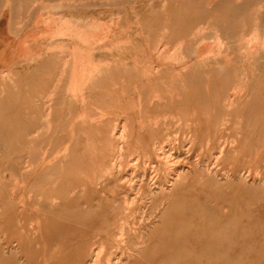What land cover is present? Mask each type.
Returning a JSON list of instances; mask_svg holds the SVG:
<instances>
[{"label": "rangeland", "instance_id": "374dc122", "mask_svg": "<svg viewBox=\"0 0 264 264\" xmlns=\"http://www.w3.org/2000/svg\"><path fill=\"white\" fill-rule=\"evenodd\" d=\"M57 1L56 6L49 7L51 11H55L54 14L57 17L55 21L58 24L59 33L56 35L66 36L72 33L71 27L73 26L75 29L76 23H79V20L76 21L73 16L80 17L81 14H84L85 22L87 20L89 23H86L84 30L85 35L88 33L91 35H88L89 37L86 35L88 41H91L89 43V66L91 67H89V79L84 78V86L88 85L89 81L91 82L87 86V90L85 89L88 91V93H84L86 96L81 92L77 94L75 92L76 97L69 94L70 92L68 93L72 96V111L74 112L72 116H74H67L68 119H72L71 123L67 124L66 134H73L72 139L58 137L63 132L52 128L47 116L37 117L38 92L33 91V87H29L32 85L30 83H27V88L30 89H26L24 92L11 90V97L14 100H11L9 108L0 106V264H56L57 262V264H89V255H91L92 249L97 246L96 244H100L103 238L107 240L104 242L105 245H108L106 251L108 253L112 251L117 262L122 261L119 264H130L132 259L135 264H264V0H249V8L243 11L241 5H238L241 4V0ZM234 2L237 5L233 4ZM96 18L98 21L92 24V20H97ZM90 27L92 30L87 29ZM78 31V36L75 31L76 34L72 35L81 40V30ZM92 31L95 32L92 34ZM101 31L103 32L101 33ZM104 34L107 35L104 36ZM93 41L96 42L95 45ZM179 41L182 42V46ZM98 42H100V46H98ZM171 44H175V46L173 45V47ZM176 45H178L177 52L174 51ZM179 47L181 48L179 49ZM152 48L155 53H152ZM178 50H181L182 53H179ZM167 51H169L168 54ZM163 52L167 54H165L167 57L163 56ZM207 54L212 57L207 56L210 60H206V63L209 61L206 64L203 61L207 57L203 56ZM168 55L170 56L168 57ZM223 58L228 65L221 61ZM193 60L197 61L193 62ZM144 61L147 67L143 65ZM212 62H214V66L210 65ZM217 62H220L219 65L222 63L220 67ZM99 64L100 67L97 68ZM189 64H191L190 67ZM208 64L209 66L206 67ZM171 67L174 69L173 72ZM183 67L187 68H185L186 72ZM151 68H154V73L151 72ZM193 68L194 70L199 69L194 72ZM114 69H116L115 73ZM138 70L139 73H136ZM189 70L193 72L191 73ZM90 71L94 73L91 74ZM110 75L116 76L113 79ZM159 75L164 77H159ZM169 75L175 80L169 78ZM145 77L147 78L145 79ZM11 78V87H19V84H13L14 79L12 76ZM138 81L140 82L138 83ZM94 82L96 84L92 85ZM175 83L177 84L175 85ZM107 84L114 86L108 85L109 87H107ZM124 84H127L124 87L128 92L123 87ZM145 87H148L149 90ZM183 88L186 92L182 90ZM235 88L243 89L245 92L243 91L244 94L240 98H235L233 104L230 97L233 99L232 89L236 90ZM159 92L163 95L161 96ZM152 94L154 102L151 100ZM39 95L41 97V92L38 93ZM107 95L108 97H106ZM96 97L97 99H95ZM79 98H83L84 102L86 100V103ZM14 101L16 105H14ZM236 102L238 103L236 104ZM220 105L222 106L220 107ZM195 108L196 112H194ZM234 108L236 110H233ZM43 117L45 121L42 120ZM200 117L202 120L199 119ZM81 118L83 120H80ZM85 118H88L87 121ZM162 118L166 120V123ZM93 119L100 121L96 123V120ZM126 119L130 122L129 127L124 131ZM37 120L38 123L40 122L39 125L41 123L47 125H45L46 127L43 125L45 129L47 128V132L42 128V125L41 128L44 129V135L47 136L51 133L48 135L49 137L37 138L40 129L38 126V130H36ZM88 120L93 122H88ZM150 120L152 123L156 120L159 123H154L150 125L152 127H149L151 123L147 122H151ZM80 121L83 126L87 125L83 127L85 130ZM187 121L188 123H186ZM160 123L162 126H159ZM89 124H92L93 127L92 125L88 126ZM194 124H196L195 127ZM70 125L73 126V131H71ZM64 126L65 124H63V129H65ZM122 127L123 129H121ZM193 128L201 129V131H196ZM86 129L89 131L88 133ZM100 129L104 133L103 135L100 133ZM150 129L152 130L150 131ZM114 130L116 131L115 135L119 134L118 138L112 136ZM53 131L55 132L53 133ZM120 132H127L128 135L123 133L124 136ZM99 134L102 135V139L104 136V140L99 137ZM126 135L129 136L126 143L129 145L128 148L125 147ZM136 136L139 138L137 137V139ZM77 137L79 138L77 139ZM221 137L223 138L221 139ZM58 138L60 142H58ZM113 138L117 140L116 144ZM43 139L44 141H42ZM47 139L48 141H46ZM220 140L222 143L219 142ZM166 141H170L175 151L182 155L178 158L181 161L179 164L190 165L187 167L190 169L187 178H184L176 188L170 189L171 194L170 190H168L169 193H152V191H158L156 188L158 183L174 175L175 168L172 167L177 165L173 164L176 161L172 163L173 166L169 165V168H172V170L169 169L170 172L168 171L169 175L166 171L168 167L153 166L156 157L155 150ZM104 142L106 143L104 144ZM148 142L151 146L148 145ZM118 143L121 146L124 144L122 148L125 152H122L121 147H117ZM158 143L160 144L158 145ZM194 143L196 144L194 145ZM63 144H65L64 147ZM220 144L225 146L223 155L220 159L215 160L212 153L217 151ZM212 147L214 148L211 149ZM131 148L132 151L129 152ZM117 149L118 152H116ZM136 150L138 151L136 152ZM135 152L137 154H134ZM151 153L154 154V157ZM183 159L186 160L183 162ZM42 163L43 165H41ZM120 163H122V168L118 166L121 165ZM96 165L98 169H96ZM148 166L152 167L149 168L150 172L146 170ZM112 167L117 169L114 170ZM99 169L102 170L99 171ZM99 172L101 173L99 174ZM157 174H159V179ZM118 179H121L123 185ZM126 179L130 181H125ZM123 180L130 183L125 187L124 184L127 183H124ZM118 182L123 187H119ZM97 183L99 184L97 185ZM82 188L83 190H80ZM92 189L94 190L91 191ZM54 197L59 203H56L55 199L53 200ZM53 201L55 203H51ZM43 204L47 207H44ZM100 216L103 217L99 220ZM46 222L49 224L46 225ZM37 230L39 232H36ZM64 234L65 236H63ZM92 234L96 235L92 236ZM99 234L102 238L98 236ZM92 237L93 240L97 239L94 240L96 243L93 242ZM56 242L57 245L59 243L58 246L55 245ZM117 245L119 246L117 247ZM62 247L63 249L69 247L66 248L67 253L64 252L66 249L62 250ZM115 247H121V250L117 249L116 251ZM113 248L114 250H112ZM122 250H125L124 254ZM85 254H88L89 258ZM121 255L127 256L128 261ZM106 256H104L105 261ZM133 263L131 262V264Z\"/></svg>", "mask_w": 264, "mask_h": 264}, {"label": "crops", "instance_id": "0c3cea01", "mask_svg": "<svg viewBox=\"0 0 264 264\" xmlns=\"http://www.w3.org/2000/svg\"><path fill=\"white\" fill-rule=\"evenodd\" d=\"M57 4H58L57 0L55 1L54 0H43V1L42 0H0V106L9 108L11 105V100H14V98L11 97V90L24 92L26 91V89H30L27 88V83H30L32 85L29 87H33V91H37L38 93L41 92V97L40 95L38 96L37 93V105H39L38 109L40 111V112L37 111V117L43 116L44 114L47 115L49 113L48 121L52 123L51 124L52 128L65 133L67 132L66 131L67 124L68 122H70V118L68 119L67 116L69 115L72 117L73 114L72 112H70L72 111L70 109H73V102H72L73 100H71L72 98L70 99L71 95H69L68 92L73 91L74 89L78 90L79 88L77 84L84 85V78H87V76L89 75L88 60L90 58L89 56L90 47L88 45L89 42L88 37H86L84 31L86 27V25L84 26V24L87 23V22L84 23L85 21L84 14H81V16L80 17L78 16V18L76 16H73L76 20H79L78 24L80 25L82 24L84 27L82 25L77 26L78 24H76V29H74V27L71 28L72 33L74 31L75 32L77 31L76 32L77 36H78V30H80V28L81 31L82 30L84 31V33L81 32V34L83 33L81 35V40L75 38L72 35V33H71L72 36L70 34H69L70 36L56 35L57 33H59V30L57 29L58 24H56L55 21L57 17L54 14L55 11H51L50 8H52V5L56 6ZM233 4H236V2H234ZM238 5H241L240 7L242 8L241 9L242 11L247 10L249 8V0H241V4L239 3ZM32 18L34 19L32 20ZM80 19H82L83 21L81 20L80 22ZM52 30H54L53 33ZM54 34L55 36H53ZM84 41L87 42L85 43ZM98 44H99L98 46L101 45L100 42H98ZM63 52L65 54H63ZM58 55L61 58L63 57V60L60 58L57 61L56 58L58 57ZM67 56L69 57L71 56L72 60ZM84 57H86L85 60ZM81 58H83V60H81ZM49 59L53 61H50ZM64 61H66L67 63L65 62L63 66L62 62ZM101 61H103V59H101ZM46 62H49L50 65L49 63L47 64ZM51 63H53V65H51ZM55 63H58L59 66ZM83 63L87 64V68H85V70L84 67L86 66V64H84V67L82 65L81 68V64ZM43 64H45L46 66ZM66 64L67 65L69 64L68 67ZM61 65L64 68H62ZM71 65H72V69H71ZM65 68L66 70H64ZM58 75L61 77H59ZM10 76H12L14 79L13 84L14 83H16L17 85L19 84L20 88L18 86L11 87ZM74 77L76 80L74 79ZM25 80H31V81H25ZM72 84H74V86ZM61 85H63L64 88ZM57 87L59 88L58 89L59 91H57ZM60 87L62 88L60 89ZM47 90H49V92L51 90L52 91L51 93L53 94L49 95V92ZM60 97L64 99L62 100L60 99ZM46 98L48 99L44 101V99ZM50 99H52V101ZM57 99L58 100L60 99V101L57 102ZM50 103H52L53 105ZM47 104L49 107L47 106L46 108ZM14 105H16L15 101H14ZM52 106L54 108L53 109L54 113L52 112L54 115L48 112L51 110L50 108ZM42 110L43 112H41ZM66 110H70V111L66 112ZM54 123L57 124L55 125ZM63 124H65L64 126L66 127L65 129H63ZM71 126L72 125H70V129L71 131H73L72 130L73 126L72 127ZM37 128H38V123H37ZM62 135L64 137H62ZM62 135L59 136L62 138H71V139L74 137L73 134H69V136L68 134H62Z\"/></svg>", "mask_w": 264, "mask_h": 264}, {"label": "bare ground", "instance_id": "6f19581e", "mask_svg": "<svg viewBox=\"0 0 264 264\" xmlns=\"http://www.w3.org/2000/svg\"><path fill=\"white\" fill-rule=\"evenodd\" d=\"M42 1H43V0H42ZM162 3H163V2H162ZM44 6H45V5H44ZM165 6H166V5H165ZM41 7H42V6H41ZM45 7H46V6H45ZM121 11H122V10H121ZM113 13H115V12H113ZM69 14H70V13H69ZM69 14H67V15H69ZM107 14H108V13H107ZM107 14H106V15H107ZM111 14H112V13H111ZM121 14H122V13H121ZM100 15H101V14H100ZM34 16H35V15H34ZM36 16H37V15H36ZM72 16H73V15H72ZM72 16H69V17H72ZM114 16H115V14H114ZM101 17H102V15H101ZM108 17H109V16H108ZM110 17H111V16H110ZM35 18H36V17H35ZM77 18H78V17H77ZM81 18H82V17H81ZM33 19H34V18H32V20H33ZM70 19L72 20V18H70ZM70 19H69V20H70ZM86 19H87V17H86ZM89 19H90V18H89ZM96 19H97V18H96ZM32 20H31V21H32ZM73 20H74V19H73ZM81 20H82V19H80V21H81ZM76 21H77V20H76ZM82 21H83V20H82ZM92 21H93V22H92V24H93L95 21H98V19H97V20L94 19V20H92ZM62 22H63V21H62ZM74 22H75V21H74ZM86 22L88 23L87 20H86ZM89 22H90V21H89ZM69 23H70V22H69ZM77 23H78V22H77ZM77 23H76V24H77ZM84 23H85V21H84ZM84 23H83V24H84ZM90 23H91V22H90ZM96 23H97V22H96ZM96 23L94 24L95 27H96ZM88 24H89V23H88ZM88 24H87V25H88ZM73 25H74V23H73ZM81 25H82V24H81ZM81 25L78 24L77 26H81ZM85 25H86V24H84V26H85ZM99 25H101V24H99ZM99 25H97V26L99 27ZM119 25H120V24H119ZM82 26H83V25H82ZM84 26H83V27H84ZM90 26H91V25H90ZM102 26H103V25H102ZM120 26H121V25H120ZM72 27H73V26H72ZM72 27H71V28H72ZM88 27H89V25H88ZM91 27H93V26H91ZM91 27H90V28H87V29L90 30ZM104 27L106 28V26H104ZM101 28L104 29L103 27H101ZM101 28H100V29H101ZM66 29H67V28H66ZM75 29H76V27H75ZM94 29H95V28H94ZM94 29H93V30H94ZM114 29H115V28H114ZM80 30H81V28H80ZM91 30H92V29H91ZM98 30H99V29H98ZM104 30H105V29H104ZM53 31H54V30H52V33H53ZM66 31H67V30H66ZM84 31H85V30H84ZM84 31L82 30L81 32L84 33ZM86 31H87V30H86ZM107 31H108V30H107ZM57 32H58V31H57ZM61 32H62V31H61ZM76 32H77V31H76ZM78 32H79V31H78ZM93 32H95V31H92V34H93ZM97 32H98V31H97ZM97 32H96V33H97ZM102 32H103V31H101V33H102ZM114 32H115V30H114ZM63 33H64V32H63ZM63 33H62V34H63ZM73 33H74V32H73ZM73 33H72V34H73ZM83 33H82V34H83ZM87 33H88V32H87ZM106 33H107V32H106ZM55 34H56V33H55ZM55 34H54L53 36H55ZM70 34H71V33H70ZM74 34H76V33H74ZM82 34H81V35H82ZM99 34H100V33H99ZM76 35H77V34H76ZM76 35H75V36H76ZM86 35L88 36V35H90V34L88 33V34H86ZM95 35H96V34H95ZM105 35H107V34H104V36H105ZM53 36H52V37H53ZM57 36H58V35H57ZM69 36H70V35H69ZM83 36H84V35H83ZM90 36H91V35H90ZM97 36H98V35H97ZM101 36H103V35H101ZM116 36H117V35L115 34V37H116ZM52 37H51V38H52ZM88 37H89V36H88ZM93 37H94V36H93ZM59 38H60V37H59ZM64 38H65V37H64ZM66 38H67V37H66ZM72 38H73V37H72ZM75 38H76V37H75ZM99 38H100V36H99ZM111 38H112V37H111ZM92 39H93V38H92ZM92 39H91V40H92ZM97 39H98V38H97ZM201 39H202V38H201ZM45 40H46V39H45ZM45 40H44V41H45ZM55 40H56V39H55ZM75 40H76V39H75ZM99 40H100V39H99ZM202 40H204V39H202ZM44 41H43V42H44ZM47 41H48V40H47ZM52 41H53V40H52ZM52 41H51V42H52ZM77 41H78V39H77ZM101 41H103V40H101ZM125 41H126V40H125ZM138 41H139V40H138ZM54 42H55V41H54ZM84 42L86 43L87 41H84ZM90 42H91V41H90ZM90 42H88V45H89ZM179 42H180V45L182 46V44H181L182 42H181V41H179ZM49 43H50V42H49ZM93 43H94V45H95L96 42L93 41ZM175 43H177V42H175ZM81 44H82V42H81ZM131 44H132V43H131ZM166 44H167V43H166ZM168 44H170V43H168ZM51 45H52V44H51ZM124 45H125V42H124ZM147 45H148V44H147ZM171 45H172V44H171ZM173 45L175 46V44H173ZM173 45H172V46H173ZM164 46H165V45H164ZM174 46H173V47H174ZM177 46H178V45H176L175 50H174V48H172V50L176 51ZM89 47H90V45H89ZM119 47H120V46H119ZM152 47L154 48V46H152ZM218 47H219V46H218ZM127 48H128V47H127ZM153 48H152V50H153L152 53L154 52V49H153ZM180 48H181V47H179V49H180ZM116 49H117V47H116ZM148 49H149V48H148ZM162 49H163V48H162ZM168 49H169V47H168ZM182 49H183V48H182ZM219 49H220V48H219ZM142 50H143V49H142ZM128 51H129V50H128ZM130 51H131V50H130ZM164 51H165V50H164ZM178 51H180L179 53H182L181 50H178ZM116 52H117V50H116ZM116 52H114V53H116ZM165 52H166V51H165ZM168 52H169V51H167V54H168ZM176 52H177V51H176ZM57 53H58V52H57ZM60 53H62V52H60ZM154 53H155V52H154ZM163 53H164V52H163ZM163 53H160V54L163 55ZM179 53H178V55H179ZM193 53H195V52H193ZM55 54H56V52H55ZM63 54H65V53L63 52ZM127 54H128V53H127ZM150 54H151V51H150ZM165 54H166V53H164L163 56L167 57V56H166L167 54H166V55H165ZM60 55H62V54H60ZM131 55H133L132 52H131ZM203 55H204V54H203ZM208 55H209V54H207L206 56H203V57H207ZM53 56H54V54H53ZM83 56H84V55H83ZM159 56H160V55H159ZM159 56H158V58H160ZM169 56H170V55H168V57H169ZM181 56H182V55H181ZM209 56H211V55H209ZM222 56H224V55H222ZM225 56H226V55H225ZM58 57H59V55H58ZM58 57H57V58L55 57L57 61H58V59L61 58V57H59V58H58ZM65 57H66V56H65ZM67 57H69V56H67ZM106 57H107V56H106ZM106 57H105V58H106ZM151 57H153V56L151 55ZM186 57H187V56H186ZM196 57H197V56H196ZM211 57H212V56H211ZM217 57H219V56H217ZM229 57H230V56H229ZM51 58H52V56H51ZM55 58H54V59H55ZM69 58L71 59L72 57L70 56ZM85 58H86V57H84V60H85ZM105 58H104V59H105ZM120 58H121V57H120ZM140 58H141V57H140ZM143 58H144V57H143ZM143 58H141V59H143ZM148 58L151 59L150 57H148ZM154 58H155V57H154ZM171 58H172V57H171ZM178 58H179V56H178ZM180 58H181V57H180ZM183 58H184V57H183ZM188 58H189V57H188ZM194 58H195V57H194ZM208 58H209V57H207V59H204V58H203V59H204L203 62L206 63V60H210V59H208ZM213 58H214V57H213ZM213 58H211V59H213ZM230 58H231V57H230ZM61 59L63 60V57H62ZM123 59H124V58H123ZM144 59H145V58H144ZM168 59H169V58H168ZM195 59H196V58H195ZM214 59H215V58H214ZM216 59H217V58H216ZM216 59H215V60H216ZM49 60H50V59H49ZM71 60H72V59H71ZM81 60H83V58H81ZM107 60H108V59H107ZM115 60H116V59H115ZM115 60H114V61H115ZM189 60H190V59H189ZM215 60H211V61H215ZM224 60H225L224 58H223V60L221 59L222 62H224ZM44 61H45V60H44ZM50 61H53V60H50ZM66 61H67V60H66ZM66 61L62 62L63 64H62V63H61V64L64 66V63H65ZM88 61H89V60H88ZM88 61H87V62H88ZM125 61H126V60H125ZM133 61H134V60H133ZM149 61H152V60H149ZM196 61H197V60H196ZM196 61L193 60V62H196ZM211 61H210V62H211ZM216 61H219V60L217 59ZM60 62H61V61H60ZM70 62H71V61H70ZM78 62H79V61H78ZM82 62H83V61H82ZM87 62H86V63H87ZM89 62H90V61H89ZM89 62H88V64H89ZM91 62H92V60H91ZM117 62H118V61H117ZM122 62H123V61H122ZM126 62H128V61H126ZM134 62H135V61H134ZM147 62H148V61H147ZM164 62H165V61H164ZM189 62H190V61H189ZM193 62H191V64H193ZM208 62H209V61H207V63H208ZM41 63H42V62H41ZM43 63H44V62H43ZM46 63L48 64L49 62H46ZM46 63H45V64H46ZM66 63H67V62H66ZM68 63H69V62H68ZM86 63L81 64V68H82V65H83V67H84V64H86ZM108 63H109V62H108ZM137 63H138V60H137ZM150 63H151V62H150ZM207 63H206V64H207ZM212 63H213V64H212ZM212 63H211V64L209 63V64H210L211 66H212V65L214 66V62H212ZM218 63H220V62H217V64H218ZM224 63H225V65H226V64L228 65V63H226V61H225ZM45 64H43V65H45ZM55 64H57V65L59 66L58 63H55ZM70 64H71V63H70ZM106 64H107V63H106ZM110 64H111V63H110ZM121 64L125 65L124 63H121ZM191 64H189V67H190ZM209 64L206 65V67L209 66ZM221 64H222V63H221ZM221 64H220V65H221ZM49 65H50V63H49ZM51 65H53V63H51ZM62 65H61V67H62ZM66 65H67V64H66ZM68 65H69V64H68ZM68 65H67V67H68ZM90 65H92V64H90ZM102 65H103V64H102ZM135 65H136V64H135ZM143 65H146L145 61H144V64H143ZM143 65H142V66H143ZM148 65H149V63H148ZM150 65H151V64H150ZM218 65H219V64H218ZM220 65H219L218 67H220ZM45 66H46V65H45ZM97 66H98V65H97ZM109 66H110V65H109ZM126 66H128V65H126ZM129 66H130V65H129ZM136 66H137V65H136ZM153 66L155 67V65H153ZM196 66L198 67L199 65H196ZM196 66H195V68H196ZM41 67H42V66H41ZM61 67H60V68H61ZM67 67H66V68H67ZM89 67H91V66H88V68H89ZM92 67H93V65H92ZM94 67H95V65H94ZM99 67H100V64H99V66H98L97 68H99ZM101 67H102V66H101ZM116 67H117V66H116ZM118 67H119V66H118ZM133 67H134V66H133ZM146 67H147V65H146ZM150 67H151V66H150ZM150 67H149V68H150ZM216 67H217V66H216ZM62 68H64V67H62ZM66 68H65L64 70H66ZM85 68H87V64H86V66L84 67V70H85ZM95 68H96V67H95ZM97 68H96V70H98ZM102 68H103V67H102ZM128 68H130V67H128ZM142 68L144 69L145 67H142ZM142 68H141V69H142ZM149 68H148V69H149ZM171 68H172V67H171ZM178 68H179V67H178ZM185 68H186V67H185ZM185 68L183 67V69H184L185 72H186V69H187V68H186V69H185ZM209 68H210V67H209ZM212 68H213V67H212ZM212 68H211V69H212ZM67 69H68V68H67ZM71 69H72V65H71ZM122 69H123V67H122ZM153 69H154V68H153ZM153 69L151 68V72H153ZM156 69H157V67H156ZM181 69H182V68H181ZM181 69H179V70H181ZM189 69H190V68H189ZM198 69H199V68H198ZM198 69H195V70L198 71ZM211 69H210V70H211ZM61 70H62V69H61ZM79 70H80V69H79ZM115 70H116V69H114V73H115ZM135 70H136V68H135ZM157 70H158V69H157ZM170 70H171V69H170ZM170 70H169V71H170ZM173 70H174V69L172 68L171 71L173 72ZM179 70H178V71H179ZM191 70H192V69H191ZM193 70H194V68H193ZM195 70H194V72H195ZM71 71H72V70H71ZM91 71H93V70H91ZM91 71H90V72H91ZM104 71H105V73H106V70H105V69H104ZM111 71H112V70H111ZM131 71H132V70H131ZM146 71H147V70H146ZM146 71H145V72H146ZM154 71H155V70H154ZM161 71H163V70L161 69ZM165 71H166V70H165ZM167 71H168V70H167ZM187 71H188V70H187ZM212 71H213V70H212ZM212 71H211V74H212ZM216 71H217V70H216ZM59 72H60V71H59ZM61 72H62V71H61ZM82 72H83V69H82ZM86 72H87V71H86ZM97 72H98V71H97ZM99 72H100V70H99ZM112 72H113V71H112ZM119 72L121 73V71H119ZM142 72H143V70H142ZM148 72L150 73V71H148ZM176 72H177V71H176ZM176 72H175V73H176ZM189 72L192 73L193 71H190V70H189ZM92 73H94V72H91V74H92ZM95 73H96V72H95ZM108 73H109V72H108ZM133 73H134V75H135V72H133ZM136 73H139V70H138V72L136 71ZM149 73H148V74H149ZM153 73H154V72H153ZM157 73H158V72H157ZM164 73H165V72H164ZM167 73H168V72H167ZM178 73H179V72H178ZM180 73H181V71H180ZM183 73H184V72H183ZM187 73H188V72H187ZM216 73H217V72H216ZM72 74H73V72H72ZM91 74H90V75H91ZM110 74H111V73H110ZM116 74H117V73H116ZM131 74H132V73H131ZM144 74H146V73H144ZM150 74H151V73H150ZM159 74H160V70H159ZM161 74H162V73H161ZM161 74H160V75H161ZM181 74H182V73H181ZM138 75H139V74H138ZM152 75H154V74H152ZM160 75H159V77H162V76H163V75H162V76H160ZM170 75H172V74H170ZM170 75H169V78H171V79H174V77L176 76V75H175V76L172 75V76H174V77H172V76H170ZM51 76H52V75H51ZM58 76H59V75H58ZM58 76H57V77H58ZM88 76H89V75H88ZM88 76H87V78L89 79ZM93 76H94V75H93ZM93 76H92V78H93ZM107 76H108V75H107ZM110 76H112V75H110ZM114 76H116V75H113V76H112L113 79H114ZM125 76H126V75H125ZM129 76H130V75H129ZM145 76H147V75H145ZM155 76H157V75L155 74ZM166 76H168V75H166ZM179 76H180V75H179ZM187 76H189V75H187ZM195 76H196V75H195ZM195 76H194V77H195ZM10 77H11V76H10ZM59 77H61V76H59ZM64 77H65V76H64ZM70 77H72V76H70ZM102 77H103V76H102ZM141 77H142V75H141ZM143 77H144V76H143ZM148 77H150V76H148ZM157 77H158V76H157ZM163 77H164V76H163ZM176 77H177V76H176ZM176 77H175V78H176ZM189 77H190V76H189ZM55 78H56V77H55ZM94 78H95V76H94ZM96 78H97V76H96ZM138 78H139V76H138ZM146 78H147V77H145V79H146ZM165 78H166V77H165ZM182 78H183V77L181 76V79H182ZM11 79H12V78H11ZM56 79H57V78H56ZM63 79H64V78H63ZM74 79H75V77H74ZM100 79L102 80L103 78H100ZM143 79H144V78H143ZM161 79H163V78H161ZM161 79H159V80H161ZM187 79H189V78H187ZM66 80H67V77H66ZM69 80H70V78H69ZM71 80H72V78H71ZM75 80H76V79H75ZM90 80H91V79H90ZM95 80H97L98 82L100 81V80H98V79H95ZM95 80H94V81H95ZM106 80H107V78H106ZM108 80H110V79H108ZM111 80H112V79H111ZM133 80H134V79H133ZM148 80H149V78H148ZM154 80H156L155 77H154ZM174 80H175V79H174ZM185 80H186V79H185ZM103 81H104V80H103ZM103 81H101V82H103ZM120 81H121V80H120ZM124 81H126V80H124ZM143 81H144V80H143ZM164 81H165V80H164ZM11 82H12V81H11ZM61 82H62V80H61ZM90 82H91V81L88 82V85H89ZM130 82H132V81H130ZM139 82H140V81H138V83H139ZM162 82H163V81H162ZM166 82H167V81H166ZM166 82H165V83H166ZM185 82H186V81H185ZM48 83H50V82H48ZM55 83H56V82H55ZM59 83H60V82H59ZM114 83H115V81H114ZM121 83H123V82H121ZM125 83H126V82H125ZM128 83H129V82H128ZM128 83H127V84H128ZM134 83H135V82H134ZM154 83H155V82H154ZM167 83H168V82H167ZM182 83H183V82H182ZM186 83H187V82H186ZM93 84H96V83L94 82V83H92V85H93ZM111 84H112V83H111ZM111 84H107V87H109L108 85H110V87H111V86H114V85H111ZM127 84H124L123 87L126 86ZM131 84H133V82H132ZM131 84H130V85H131ZM141 84H143V83L141 82ZM171 84H172V83H171ZM176 84H177V83H175V85H176ZM54 85H55V84H54ZM72 85L74 86V84H72ZM85 85H86V84H85ZM88 85L84 86V85H82V84H77V86H78V88H79L78 90L74 89L73 91H70V93H69L68 91H67V92H68L69 94H73V95H75V97H76V94H77L78 92H81L82 94H84L85 92L88 93V91H85V88H87ZM97 85H99V84L97 83ZM100 85H103V84L100 83ZM115 85H116V84H115ZM130 85H129V86H130ZM180 85H181V83H180ZM180 85H179V86H180ZM188 85H189V84H188ZM61 86H63V85H61ZM105 86H106V85H105ZM146 86H150V85H146ZM173 86H174V84H173ZM181 86L183 87V85H181ZM181 86H180V87H181ZM189 86H190V85H189ZM54 87H55V86H54ZM54 87H53V88H54ZM119 87H120V86H119ZM184 87H185V86H184ZM46 88H47V87H46ZM61 88H62V87H60V89H61ZM63 88H64V86H63ZM67 88H68V86H67ZM116 88H117V87H116ZM124 88H125V87H124ZM142 88H143V87H142ZM145 88H146V87H145ZM145 88H144V90H145ZM58 89H59V88L57 87V91H59ZM91 89H92V87H91ZM96 89H97V88H96ZM134 89H135V88H134ZM136 89H137V88H136ZM146 89L149 90L148 87H147ZM178 89H179V88H178ZM235 89H236V90L232 89V90H233V93L230 92V93H232V96H233V99L230 97V99H231V103H233V104H234V100H235V98H240V97L244 94V92H245L243 89H239V88H235ZM249 89H250V88H249ZM52 90H53V89H52ZM67 90H69V89H67ZM86 90H87V89H86ZM93 90H94V89H93ZM93 90H92V91H93ZM98 90H99V89H98ZM100 90H101V88H100ZM104 90H108V89H104ZM109 90H110V89H109ZM115 90H116V89H115ZM118 90H119V89H118ZM125 90H126V88H125ZM137 90H138V89H137ZM155 90H156V89H155ZM179 90H180V89H179ZM182 90L185 91L184 88H183ZM188 90H189V88H188ZM45 91H46V90H45ZM47 91L49 92V90H47ZM61 91H62V90H61ZM94 91H96V90H94ZM112 91H113V89H112ZM119 91H120V90H119ZM119 91H118V92H119ZM243 91H244V92H243ZM51 92H52V91L50 90L49 95H50V94H53V93H51ZM75 92H76V94H75ZM102 92H103V90H102ZM110 92H111V91H110ZM115 92H116V91H115ZM126 92H128V91L126 90ZM136 92H137V91H136ZM185 92H186V91H185ZM54 93H55V92H54ZM56 93H58V92H56ZM96 93H97V92H96ZM104 93H105V92H104ZM104 93H103V94H104ZM113 93H114V91H113ZM113 93H109V94H113ZM159 93H160V92H159ZM181 93H182V92H181ZM47 94H48V93H47ZM63 94H64V93H63ZM98 94H99V93H98ZM120 94H121V92H120ZM134 94H135V93H134ZM153 94H154V93H153ZM153 94H152V95H153ZM157 94H158V93H157ZM160 94H161V96L163 95L162 93H160ZM225 94H226V93H225ZM43 95H44V94H43ZM49 95H48V96H49ZM84 95L86 96V94H84ZM145 95H146V94H145ZM154 95H155V94H154ZM154 95H153V98H151L152 101L154 100ZM177 95H178V93H177ZM183 95H184V94H183ZM247 95H248V94H247ZM51 96H52V95H51ZM53 96H54V95H53ZM57 96H58V95H57ZM95 96H97V95H95ZM111 96H112V95H111ZM113 96H114V95H113ZM119 96H121V95H119ZM124 96H126V95H124ZM130 96H131V95H130ZM130 96H129V97H130ZM156 96H157V95H156ZM158 96H159V95H158ZM161 96H160V97H161ZM179 96H181V95L179 94ZM192 96H193V95H192ZM194 96H195V95H194ZM194 96H193V97H194ZM230 96H231V94H230ZM46 97H47V96H46ZM58 97H59V96H58ZM64 97H65V96H64ZM71 97H72V96H71ZM71 97H70V99H71ZM78 97H79V96H78ZM80 97H82L81 94H80ZM106 97H108V95H107ZM164 97H165V96H164ZM167 97H168V96H167ZM177 97H178V96H177ZM183 97H184V96H183ZM248 97H249V95H248ZM48 98H49V97H48ZM48 98L44 99V101L47 100ZM102 98H103V97H102ZM102 98H101V99H102ZM116 98H119V97H116ZM121 98H123V97H121ZM145 98H146V96H145ZM145 98H144V99H145ZM191 98H192V97H191ZM223 98H224V97H223ZM223 98H222V99H223ZM60 99H62V98L60 97ZM60 99H59V100H60ZM63 99H64V98H63ZM63 99H62V100H63ZM68 99H69V98H68ZM74 99H75V98H74ZM79 99H82V101H83V98H79ZM85 99H86V98H85ZM95 99H97V97H96ZM155 99H156V97H155ZM159 99H160V98H159ZM167 99H169V98H167ZM180 99H181V97H180ZM185 99H186V98H185ZM230 99L228 98V100H230ZM50 100L52 101V99H50ZM59 100L57 99V102H58ZM71 100H72V99H71ZM71 100H70V101H71ZM76 100H77V98H76ZM123 100H124V99H123ZM161 100H162V98H161ZM163 100H164V99H163ZM228 100H227V102H228ZM236 100H237V99H236ZM31 101H32V100H31ZM42 101H43V100H42ZM42 101H39V102H42ZM48 101H49V100H48ZM48 101H47V103H48ZM53 101H55V100H53ZM77 101H79V100H77ZM98 101H99V100H98ZM127 101H128V100H127ZM181 101H183V100H181ZM232 101H233V102H232ZM65 102H66V101H65ZM83 102H84V101H83ZM102 102H103V99H102ZM128 102L131 103V101H128ZM148 102H149V101H148ZM148 102H147V107H148V105H149ZM153 102H154V101H153ZM185 102H186V101H185ZM191 102H192V101H191ZM220 102H221V101H220ZM227 102H226V103H227ZM44 103H46V102H44ZM55 103H56V102H55ZM84 103H86V100H85ZM106 103H107V102H106ZM121 103H122V102H121ZM121 103H120V104H121ZM135 103H136V102H135ZM150 103H151V101H150ZM194 103H195V102H194ZM223 103H224V102H223ZM237 103H238V102H236V104H237ZM249 103H250V102H249ZM249 103H248V105H250ZM38 104H39V103H38ZM50 104H52V103H50ZM67 104H68V103H67ZM102 104H103V103H102ZM123 104H124V103H123ZM132 104H134V103H132ZM145 104H146V103H145ZM152 104H154V103H152ZM186 104H187V103H186ZM220 104H222V103H220ZM241 104H243L242 101H241ZM251 104H252V102H251ZM52 105H53V104H52ZM63 105H66V104H63ZM84 105H85V104H84ZM93 105H94V104H93ZM98 105H99V104H98ZM136 105H137V104H136ZM150 105H151V104H150ZM225 105H226V104H225ZM231 105H232V104H231ZM239 105H240V104H239ZM248 105H247V106H248ZM38 106H39V105H37V108H38ZM40 106H41V105H40ZM47 106H48V104L46 105V108H47ZM54 106H55V105H54ZM58 106H59V105H58ZM70 106H71V105H70ZM134 106H135V105H134ZM134 106H133V107L131 106V107L134 108ZM184 106H185V105H184ZM189 106H190V105H189ZM218 106H219V105H218ZM221 106H222V105H220V107H221ZM250 106H251V105H250ZM252 106H253V105H252ZM42 107H43V105H42ZM42 107H41V108H42ZM44 107H45V105H44ZM48 107H49V106H48ZM60 107H61V106H60ZM60 107H59V108H60ZM88 107H89V106H88ZM124 107H125V106H124ZM126 107H127V106H126ZM135 107H136V106H135ZM137 107H138V106H137ZM194 107H195V106H194ZM194 107H192V108H194ZM225 107H226V106H225ZM97 108H99V107H97ZM127 108H129V107H127ZM127 108H125V109H127ZM251 108L253 109V107H251ZM50 109H51V110L48 111V112H50V114H53V113H54V111H53V109H54L53 106H52ZM68 109H70V108H68ZM74 109H75V108H74ZM86 109H87V108H86ZM88 109H89V108H88ZM129 109H130V108H129ZM136 109H137V108H136ZM70 110H72V109H70ZM70 110H66V112H67V111H70ZM122 110H123V109H122ZM137 110H138V109H137ZM140 110H141V112H142V109H140ZM148 110H149V109H148ZM193 110H194V109H193ZM233 110H236V108H234ZM237 110H239V109H237ZM37 111H39V109H38ZM46 111H47V110H46ZM59 111H60V110H59ZM59 111H58V112H59ZM75 111H76V110H75ZM88 111H89V110H88ZM92 111H93V110H92ZM104 111H105V110H104ZM106 111H107V110H106ZM110 111H111V110H110ZM125 111H126V110H125ZM125 111H124V112H125ZM231 111H232V110H231ZM39 112H40V111H39ZM39 112H38V113H39ZM41 112H43V110H42ZM52 112H53V113H52ZM58 112H55V113H58ZM66 112H65V113H66ZM70 112L74 113L73 111H70ZM79 112H80V111H79ZM79 112H78V113H79ZM83 112H84V111H83ZM86 112H87V111H86ZM136 112H137V111H136ZM146 112H147V111H146ZM194 112H196V108H195V111H194ZM23 113H24V112H23ZM23 113H22V114H23ZM72 113H71V114H72ZM76 113H77V112H76ZM88 113H89V112H88ZM249 113H250V112H249ZM43 114H44V113H43ZM48 114H49V113H48ZM48 114H47V115L44 114V115H46V116L49 118ZM59 114H60V113H59ZM113 114H114V112H113ZM127 114L130 115L129 112H127ZM131 114H132V113H131ZM134 114H135V113H134ZM159 114H160V113H159ZM194 114H195V113H194ZM196 114H197V113H196ZM245 114H246V111H245ZM44 115H43V116H44ZM53 115H54V114H53ZM53 115H52V117H53ZM76 115H77V114H76ZM76 115H75V116H76ZM82 115H83V114H82ZM82 115H80V116H82ZM141 115H143V113H141ZM160 115H161V114H160ZM220 115H221V114H220ZM46 116H45V117H46ZM73 116H74V115H73ZM73 116H72V117H73ZM90 116H91V115H90ZM90 116H89V117H90ZM122 116H123V115H122ZM125 116H126V115H125ZM134 116H135V115H134ZM144 116H145V115H144ZM144 116H143V117H144ZM194 116H195V115H194ZM215 116H216V115H215ZM50 117H51V116H50ZM59 117H60V116H59ZM76 117H77V116H76ZM85 117H86V115H85ZM91 117H92V116H91ZM130 117H131V116H130ZM132 117H133V116H132ZM135 117H137V116H135ZM158 117H160V116H158ZM158 117H156V118H158ZM161 117H163V116H161ZM161 117H160V118H161ZM201 117H202V116H201ZM201 117H200L199 119H201ZM217 117H219V116H217ZM217 117H215V118H217ZM39 118H40V117H39ZM57 118H58V116H57ZM121 118H122V117H121ZM184 118H185V117H184ZM230 118H231V117H230ZM43 119H44V120H43ZM46 119H47V118H46ZM50 119H51V118H50ZM61 119H62V118H61ZM71 119H72V118H70V120H71ZM73 119H74V118H73ZM75 119H76V118H75ZM75 119H74V120H75ZM85 119H86L85 121H87L88 118H85ZM128 119H129V117H128ZM128 119H126V122L124 121V122H125V125H124V123H123V125H124V129H123V127L121 128V129H123L124 131L127 130V129H126L127 127H129V122H130V121H129ZM141 119H142V118H141ZM164 119H165V118H164ZM166 119H167V118H166ZM195 119H196V118H195ZM195 119H194V120H195ZM223 119H224V118H223ZM228 119H229V118H228ZM231 119H232V118H231ZM42 120L45 121V118L43 117ZM42 120L39 119L40 122H41ZM48 120H49V119H48ZM54 120H55V119H54ZM80 120H83V118H81ZM93 120H94V119H93ZM95 120H96V119H95ZM95 120H94V121H95ZM124 120H125V119H124ZM154 120H155V119H154ZM157 120H160V119H157ZM157 120H156V121H157ZM162 120H163V118H162ZM162 120H160V121H162ZM201 120H202V119H201ZM252 120H253V119H252ZM43 121H42V122H43ZM68 121H69V120H68ZM89 121H91V120H88V122H89ZM98 121H100V120H98ZM98 121L96 120V123H97ZM142 121H143V120H142ZM150 121H151V122H147V121H146L148 124L151 123V124H149V127H152V126H150V125H152V124H154V123H156V124L159 123V122H156V121H153L154 123H152V120H150ZM163 121L166 123V120H163ZM182 121H185V120H182ZM188 121H189V120H188ZM188 121H187L186 123H188ZM192 121H193V119H192ZM198 121H199V120H198ZM204 121H205V119H204ZM204 121H202V122H204ZM210 121H211V120H210ZM218 121H219V120H218ZM258 121H260V120H258ZM40 122H39V123H40ZM53 122H54V121H53ZM56 122H57V121H56ZM80 122H81V125H82V121H80ZM92 122H93V121H91V123H92ZM134 122H136V121H134ZM195 122L198 123L197 121H195ZM229 122H230V121H229ZM240 122H243V121H240ZM247 122H248V121H247ZM260 122H261V121H260ZM13 123H14V122H13ZM37 123H38V122H37ZM39 123H38V126H41V125L43 126V125H44V124H43L44 122L41 123V125H39ZM49 123L52 124L51 122H49ZM69 123H70V122H69ZM72 123H73V121H72ZM75 123H76V121H75ZM85 123H86V122H85ZM85 123H84V125H85ZM121 123H122V122H121ZM147 123H146V124H147ZM161 123H162V122H161ZM161 123L159 124V126L161 125ZM180 123H181V122H180ZM182 123H183V122H182ZM200 123H201V122H200ZM248 123H249V122H248ZM54 124H55V123H54ZM56 124H57V123H56ZM56 124H55V125H56ZM76 124H78V123H76ZM86 124H87V123H86ZM93 124H95V123H93ZM101 124H102V123H101ZM143 124H144V123H143ZM148 124H147V125H148ZM156 124H155V126H158V125H156ZM189 124H190V122H189ZM201 124H202V123H201ZM208 124H209V122H208ZM212 124H213V123H212ZM222 124H223V122H222ZM45 125H46V124H45ZM45 125H44V126H45ZM91 125H92V124H89L88 126H91ZM195 125H196V124H194V127H195ZM197 125H200V124H197ZM203 125H204V124H203ZM203 125H202V126H203ZM210 125H211V124H210ZM245 125H246V124H245ZM42 126H41V127H42ZM44 126H43L42 128L45 129V127H46L47 125H46L45 127H44ZM85 126H87V125H85ZM85 126L82 125V128L85 127ZM153 126H154V125H153ZM161 126H162V125H161ZM247 126H248V125H247ZM247 126H246V127H247ZM250 126H251V125H250ZM49 127H50V126H49ZM51 127H52V125H51ZM51 127H50V128H51ZM71 127H72V126H71ZM80 127H81V126H80ZM92 127H93V125H92ZM92 127H91V128H92ZM116 127H118V126L116 125ZM116 127H115V129H116ZM137 127H138V126H137ZM200 127H201V126H200ZM210 127H211V126H210ZM42 128L39 129V135L37 136V138H38V137L41 138V137L46 136V135L43 134V133H44V132H43L44 129H42ZM50 128H49V129H50ZM65 128H66V127H65ZM101 128H103V127H101ZM141 128H142V127H141ZM144 128H148V127H144ZM153 128H155V127H153ZM156 128H157V127H156ZM156 128H155V129H156ZM196 128H198V127H196ZM196 128H193V129H196ZM255 128H256V127H255ZM46 129H47V128H46ZM46 129H45V130H46ZM66 129H67V128H66ZM76 129H77V128H76ZM78 129H79V128H78ZM78 129H77V130H78ZM83 129H84V128H83ZM98 129H99V128H98ZM103 129H104V128H103ZM139 129H140V128H139ZM158 129H159V127H158ZM162 129H163V128H162ZM204 129H205V128H204ZM204 129H203V130H204ZM244 129H245V128H244ZM36 130H38V128H37ZM36 130H35V131H36ZM67 130H68V129H67ZM67 130H66V131H67ZM80 130H81V129H80ZM84 130H85V129H84ZM89 130H90V129H89ZM92 130H93V129H92ZM134 130H136V129H134ZM146 130H147V129H146ZM151 130H152V129H150V131H151ZM190 130H191V129H190ZM197 130H200V131H201V129H196V131H197ZM47 131H48V130H46V132H47ZM57 131H58V130H57ZM86 131H87V129H86ZM90 131H91V130H90ZM96 131H97V130H96ZM99 131H100V133H102L101 129H100ZM117 131H120V130H117ZM129 131H130V130H129ZM147 131H148V130H147ZM150 131H149V132H150ZM159 131H160V130H159ZM192 131H193V130H192ZM192 131H191V132H192ZM258 131H259V130H258ZM37 132H38V131H37ZM46 132H45V134H46ZM54 132H55V131H53V133H54ZM88 132H89V131H87V133H88ZM93 132H94V130H93ZM115 132H116V131L114 130V135H112V136H113V137L116 136L115 138H118V135H119V134H118V135H115ZM154 132H155V131H154ZM194 132H195V130H194ZM256 132H257V131H256ZM76 133H77V132H76ZM78 133H79V132H78ZM82 133H83V131H82ZM82 133H80V135H82ZM120 133H122V132H120ZM123 133H124V134H127V132H126V133L123 132ZM123 133H122V134H123ZM128 133H129V132H128ZM135 133H136V132H135ZM158 133H159V132H158ZM164 133H165V132H164ZM196 133H198V132H196ZM196 133H194V134H196ZM37 134H38V133H37ZM49 134H51V133H49ZM49 134H48V135H49ZM59 134H60V133H59ZM63 134H64V132H63ZM65 134H66V132H65ZM85 134H86V133H85ZM85 134H84V135H85ZM103 134H104V133H102V135H103ZM122 134H121V135H122ZM124 134H123V135H124ZM189 134H190V133H189ZM192 134H193V133H192ZM194 134H193V135H194ZM48 135H47V136H48ZM99 135H100V134H99ZM99 135H98V136H99ZM102 135L99 136L101 139H102ZM127 135H128V134H127ZM127 135H126V138H125L126 141H125V140H124V141H125V147L128 148L129 145H128V144L126 145V143L128 142L127 137H129V136H127ZM158 135H159V134H158ZM165 135H166V134H165ZM165 135H163V136H165ZM201 135H202V134H201ZM214 135H215V134H214ZM47 136H46V137H47ZM53 136H54V135H53ZM55 136H56V133H55ZM55 136H54V137H55ZM58 136H59V135H58ZM68 136H69V134H68ZM124 136H125V135H124ZM139 136H140V135H139ZM151 136H152V135H151ZM156 136H157V135H156ZM159 136H161V135H159ZM191 136H192V135H191ZM48 137H49V136H48ZM56 137H57V136H56ZM59 137H60V136H59ZM62 137H64V136L62 135ZM120 137H122V136H120ZM137 137H138V136H136V138H137ZM189 137H190V136H189ZM192 137H193V136H192ZM208 137H209V136H208ZM213 137H214V136H213ZM52 138H53V137H52ZM78 138H79V137H77V139H78ZM115 138H113V139L115 140V144H116V141H117V140H116ZM123 138H124V137H123ZM123 138H122V139H123ZM138 138H139V137H138ZM138 138H137V139H138ZM141 138L144 139L143 137H141ZM147 138H148V136H147ZM165 138H166V136H165ZM195 138H196V137H195ZM210 138H211V135H210ZM222 138H223V137H221V139H222ZM45 139H46V138H45ZM53 139H54V138H53ZM61 139H62V138H61ZM74 139H75V138H74ZM74 139H73V140H74ZM170 139H171V138H170ZM170 139H168V140H170ZM212 139H213V138H212ZM217 139H218V138H217ZM58 140H59L58 142H60V139H59V138H58ZM75 140H76V139H75ZM102 140H104V136H103V139H102ZM132 140H133V139H132ZM148 140H150V139H148ZM164 140H165V139H164ZM168 140H167V141H168ZM193 140H194V138H193ZM210 140H211V139H210ZM210 140H209V141H210ZM213 140H214V139H213ZM233 140H234V139H233ZM42 141H44V139H43ZM46 141H48V139H47ZM118 141H119V140H118ZM146 141H147V140H146ZM151 141H152V138H151ZM167 141H166L165 143L161 144V145H159L160 143H158L159 146H158V148L155 150L156 157H155V160H154V164H153V163H152V164H153V166H155V167H156V166H157V167H166V168L168 167V170H166L167 172L169 171V169L172 170V168H173V169L175 168L176 173H174L175 171L173 170V171H174V172H173L174 175H172L170 178H168L167 180H165V181H163V182H160V183H158V180L156 179V180H157V183H158L156 188H157L158 191H154V192L152 191V193H165V192H168V190H170V189L176 188V186H177V185H178V184H179L184 178H187V174H188L189 169H190V167L187 168V167L190 166V165L186 166V164H179V162H181V161H179L178 158H180L179 156H180L181 154H180V153L178 154V153L175 151L174 147L171 146V144H170V141H171V140H170L169 142H167ZM196 141H197V140H196ZM100 142H102V141H100ZM120 142H121V141H120ZM129 142H131L130 139H129ZM192 142H193V141H192ZM194 142H195V140H194ZM217 142H218V141H217ZM219 142L222 143V140H220ZM39 143H40V142H39ZM39 143H38V144H39ZM46 143H47V142H46ZM73 143H74V142H73ZM105 143H106V142H104V144H105ZM135 143H136V140H135ZM141 143H143V142L141 141ZM146 143H147V142H146ZM223 143H224V142H223ZM42 144H45V143H42ZM52 144H53V142H52ZM55 144H56V142H55ZM102 144H103V143H102ZM102 144H101V145H102ZM104 144H103V145H104ZM118 144H119V143H118ZM139 144H140V143H139ZM155 144H156V143H155ZM174 144H175V143H174ZM195 144H196V143H194V145H195ZM209 144H210V143H209ZM56 145H57V144H56ZM60 145H61V144H60ZM136 145H137V144H136ZM148 145H150V142H148ZM156 145H157V144H156ZM156 145H155V147H156ZM172 145H173V144H172ZM42 146H43V145H42ZM64 146H65V144H63V147H64ZM105 146H106V145H105ZM130 146H131V145H130ZM150 146H151V145H150ZM210 146H211V145H210ZM220 146H221V144H220ZM220 146H219V148L217 149V151H214V152L212 153V155H213V159H215V160L220 159V158L222 157V155H223V151H224V147H225V146H224V144H222L221 147H220ZM55 147H57V146H55ZM61 147H62V145H61ZM61 147H60V148H61ZM102 147H103V146H102ZM117 147H118V148H120V147L122 148V147H124V144H123V146H121V145L119 144V146H117ZM133 147H134V146H133ZM142 147H143V146H142ZM145 147H146V146H145ZM155 147L153 146V148H155ZM48 148H49V147H48ZM134 148H135V147H134ZM138 148H139V147H138ZM143 148H144V147H143ZM213 148H214V147H212L211 149H213ZM38 149H39V148H38ZM38 149H37V150H38ZM52 149H53V148H52ZM61 149H62V148H61ZM103 149H104V148H102V150H103ZM114 149H115V146H114ZM122 149H123V148H122ZM135 149H136V148H135ZM145 149H146V148H145ZM148 149H151V148H148ZM173 149H174V150H173ZM47 150H48V149H47ZM59 150H60V149H59ZM126 150H127V149H126ZM139 150H140V149H139ZM143 150H144V149H143ZM178 150H180V149H178ZM209 150H210V149H209ZM103 151L106 152V150H103ZM123 151H124V149L122 150V152H123ZM128 151H129V150H128ZM131 151H132V148H131V150H130L129 152H131ZM137 151H138V150H136V152H137ZM141 151H142V148H141ZM145 151H146V150H145ZM148 151H151V150H148ZM38 152H39V150H38ZM116 152H118V149L116 150ZM124 152H125V151H124ZM136 152H135L134 154H137ZM66 153H67V152H66ZM110 153H111V152H110ZM119 153H120V152H119ZM152 153H153V152H152ZM152 153H151V154H152ZM111 154H112V153H111ZM123 154H124V153H123ZM123 154H120V155L122 156ZM139 154H140V151H139ZM148 154H149V152H148ZM98 155H99V154H98ZM118 155H119V154H118ZM127 155H128V154H127ZM152 155H153V157H154V154H152ZM192 155H193V154H192ZM124 156H125V155H124ZM129 156H130V155H129ZM148 156H149V155H148ZM181 156H182V155H181ZM56 157H57V156H56ZM116 157H117V156H116ZM119 157H120V156H119ZM121 158H122V157H121ZM130 158H133V157H130ZM186 158H187V157H186ZM63 159H64V158H63ZM63 159H62V160H63ZM114 159H116V158L114 157ZM114 159H112V160H114ZM122 159H123V158H122ZM122 159H120V160H122ZM134 159H135V158H134ZM181 159H182V158H181ZM187 159H188V158H187ZM118 160H119V159H118ZM150 160H151V158L149 159V161H150ZM152 160H153V158H152ZM177 160H178V161H177ZM184 160H186V159H183V162H184ZM188 160H189V159H188ZM204 160H205V159H204ZM44 161H46V160H44ZM64 161H65V160H64ZM64 161H63V162H64ZM131 161H132V159H131ZM137 161H138V160H137ZM174 161H176V162H178V163H176V162L173 163ZM210 161H211V160H210ZM49 162H50V161H49ZM49 162H48V163H49ZM112 162H113V161H112ZM121 162H123V161H121ZM151 162H152V161H151ZM183 162H182V163H183ZM211 162H212V161H211ZM43 163H46V162H43ZM43 163H42L41 165H43ZM125 163H127V162L125 161ZM135 163H136V162H135ZM135 163H134V164H135ZM147 163H148V162H147ZM172 163H173V164H177V165H176V166H175V165L173 166ZM192 163H193V162H192ZM112 164H113V163H111V165H112ZM115 164H116V163H115ZM120 164H121V165H118V166H121V168H122V163H120ZM123 164H124V163H123ZM131 164H133V163H131ZM152 164H151V165H152ZM178 164H179V165H178ZM57 165H58V164H57ZM61 165H62V164H61ZM113 165H114V164H113ZM146 165H148V164H146ZM169 165H172L173 167H172V168H169ZM207 165H208V164H207ZM44 166H46V165H44ZM44 166H41V167L43 168ZM58 166H59V165H58ZM116 166H117V165H116ZM116 166H115V167H116ZM135 166H136V165H135ZM192 166H193V165H192ZM54 167H55V166H54ZM96 167H97L96 169H98V166H97V165H96ZM144 167H145V166H144ZM146 167H147V166H146ZM150 167H151V166H148V168H147V169L145 168V169L148 171ZM207 167H208V166H207ZM39 168H40V167H39ZM42 168H40V169H42ZM112 168H113V167H112ZM123 168H124V167H123ZM128 168H129V167H128ZM131 168H132V167H131ZM151 168H152V167H151ZM113 169L116 170L117 168H116V169L113 168ZM133 169H134V168H133ZM145 169H144V170H145ZM191 169H192V168H191ZM101 170H102V169H99V171H101ZM103 170H104V169H103ZM114 170H113V171H114ZM127 170H129V169H127ZM130 170H131V169H130ZM146 170H145V171H146ZM152 170H153V169H152ZM157 170H158V169H157ZM210 170H211V169H210ZM109 171H110V170H109ZM113 171H112V172H113ZM145 171H144V172H145ZM159 171H160V170H159ZM214 171H215V170H214ZM149 172H150V170H149ZM169 172H170V171H169ZM169 172H168V175L170 174ZM100 173H101V172H99V174H100ZM108 173L110 174L111 172H108ZM154 173H155V172H154ZM157 173H158V172H157ZM171 173H172V172H171ZM90 174H91V173H90ZM99 174H98V175H99ZM105 174H106V173H105ZM130 174H131V173H130ZM86 175H87V174H86ZM113 175H114V174H113ZM158 175H159V174H157V178H158ZM189 175H190V173H189ZM99 176H100V175H99ZM135 176H136V175H135ZM83 177H84V176H83ZM88 177H89V176H88ZM97 177H98V176H97ZM111 177L113 178V176H111ZM120 177H122V176H120ZM123 177H124V176H123ZM136 177H137V176H136ZM233 177H234V176H233ZM107 178H108V177H107ZM107 178H105V179L107 180ZM117 178H119V177H117ZM94 179H95V178H94ZM105 179H104V180H105ZM121 179H122V178H121ZM121 179H120V180H121ZM123 179H124V178H123ZM130 179L132 180V178H130ZM146 179H147V178H146ZM158 179H159V178H158ZM99 180H100V178H99ZM118 180H119V179H118ZM120 180H119V181H120ZM128 180H129V179H126L125 181H128ZM92 181H93V180H92ZM101 181H102V180H101ZM123 181H124V180H123ZM125 181H124V183H127V182H125ZM129 181H130V180H129ZM161 181H162V180H161ZM90 182H91V181H90ZM94 182H96V181H94ZM121 182H122V181H120V184H121ZM183 182H185V181H183ZM2 183H3V182H2ZM110 183H111V182H110ZM114 183H115V182H114ZM128 183H130V182H128ZM128 183H127L126 185L124 184V186L126 187V186L128 185ZM65 184H66V183H65ZM82 184H83V183H82ZM98 184H99V183H97V185H98ZM106 184H107V181H106ZM116 184H117V183H116ZM131 184H133V183H131ZM141 184H142V183H141ZM5 185H7V183H5ZM76 185H77V184H76ZM88 185H89V184H88ZM117 185H119V182H118ZM117 185H116V186H117ZM121 185H123V184H121ZM181 185H182V184H181ZM181 185H180V186H181ZM7 186H8V185H7ZM69 186H70V185H69ZM83 186H84V184H83ZM86 186H87V183H86ZM93 186H94V185H93ZM95 186H96V185H95ZM105 186H106V185H105ZM114 186H115V185H114ZM77 187H78V186H77ZM80 187H81V186H80ZM88 187H89V186H88ZM88 187H87V188H88ZM119 187H123V186H120V185H119ZM134 187H135V186H134ZM89 188H90V187H89ZM98 188H100V187H98ZM102 188H104V187H102ZM127 188H128V187H127ZM84 189H85V188H84ZM80 190H83V188L80 189ZM93 190H94V189H92L91 191H93ZM96 190H97V189H96ZM120 190H122V188H120ZM153 190H154V189H153ZM174 190H175V189H174ZM61 191H63V190H61ZM78 191H79V190H78ZM84 191H85V190H84ZM97 191H98V190H97ZM102 191H103V190H102ZM41 192H42V191H41ZM47 192H48V191H47ZM72 192H73V191H72ZM88 192H89V191H88ZM88 192H87V193H88ZM50 193H51V192H50ZM91 193H92V192H91ZM91 193H90V195H91ZM139 193H141V192H139ZM168 193H169V192H168ZM53 194H54V193H53ZM78 194H80V193L78 192ZM78 194H77V196H78ZM170 194H171V190H170ZM137 195H138V194H137ZM49 196H50V195H49ZM61 196H63V195L61 194ZM74 196H75V195H74ZM80 196H81V195H80ZM80 196H79V197H80ZM167 196H168V194H167ZM72 197H73V196H72ZM75 197H76V196H75ZM75 197H74V198H75ZM130 197H131V196H130ZM41 198H42V197H41ZM41 198H40V199H41ZM76 198H77V197H76ZM125 198H126V197H125ZM125 198H124V199H125ZM128 198H129V197H128ZM131 198H132V197H131ZM131 198H130V199H131ZM165 198H166V197H165ZM167 198H168V197H167ZM170 198H172V196H170ZM170 198H169V199H170ZM54 199H55V197L53 198V200H54ZM59 199H60V198H58V200H59ZM72 199H73V198H72ZM81 199H82V198H81ZM38 200H39V199H38ZM44 200H45V199H44ZM49 200H50V199H49ZM55 200L57 201V198H56ZM128 200H129V199H128ZM46 201H48V200H46ZM60 201H61V199H60ZM67 201H68V200H67ZM78 201H79V200H78ZM80 201H83V200H80ZM125 201H127V200H125ZM39 202H40V201H39ZM44 202H45V201H44ZM69 202H70V201H69ZM69 202H68V203H69ZM127 202H128V201H127ZM21 203H22V202H21ZM48 203L50 204L49 201H48ZM51 203H55V201H53V202H51ZM56 203H59V201H57ZM78 203H80V202H78ZM19 204H20V202H19ZM38 204H39V203H38ZM46 204H47V203H46ZM49 204H48V206L51 207ZM127 204H128V203H127ZM43 205H44V204H43ZM22 206H23V205H22ZM53 206H54V205H53ZM53 206H52V207H53ZM40 207H41V206H40ZM44 207H47V206L44 205ZM38 208H39V207H38ZM38 208H37V209H38ZM42 208H43V207H42ZM39 209H40V208H39ZM83 209H84V208H83ZM38 211H40V210H38ZM89 212H91V211H89ZM44 213L46 214V212H44ZM38 214H39V213H38ZM40 214H42V213H40ZM40 214H39V215H40ZM103 214H104V213H103ZM46 215H47V214H46ZM87 215H88V213H87ZM85 216H86V215H85ZM98 216H99V215H98ZM86 217H87V216H86ZM101 217H103V216H100V217H99V220H100ZM104 217H105V216H104ZM42 218H43V217H42ZM138 218H139V217H138ZM18 220H19V219H18ZM81 221H82V220H81ZM101 221H102V219H101ZM101 221H100V222H101ZM47 222H48V218H47ZM47 222H46V225L49 224V223L47 224ZM72 222L74 223V221H72ZM123 223H125V222L123 221ZM78 224H79V223H78ZM80 224H81V223H80ZM86 224H87V223H86ZM32 225H33V224H32ZM32 225H31V226H32ZM46 225H45V226H46ZM73 225H74V224H73ZM99 225H101V224H99ZM124 225H125V224H124ZM126 225H127V223H126ZM126 225H125V226H126ZM47 227H48V226H47ZM72 227H73V226H72ZM123 227H124V226H123ZM123 227H122V228H123ZM88 228H89V227H88ZM104 228H105V227H104ZM38 229H39V228H38ZM40 229H41V228H40ZM47 229H48V228H47ZM102 229H103V227H102ZM120 229H121V228H120ZM125 230H126V228H125ZM125 230H124V232H125ZM101 231H103V230H101ZM115 231H116V230H115ZM115 231H114V232H115ZM122 231H123V230H122ZM36 232H39V230H37ZM47 232H48V231H47ZM99 232H100V231H99ZM111 232H113V231H111ZM40 233H41V231H40ZM48 233H49V232H48ZM92 233H93V232H92ZM95 233H96V231H95ZM101 233H102V232H101ZM102 234H104V233H102ZM115 234H117V233H115ZM121 234L123 235L122 232H121ZM80 235H81V234H80ZM80 235H79V236H80ZM93 235H94V234H92V236H93ZM95 235H96V234H95ZM95 235H94V236H95ZM100 235H101V234H99L98 236L100 237ZM63 236H65V234H64ZM98 236H97V238H98ZM105 236H106V235H105ZM107 236H108V235H107ZM118 236H119V235H118ZM103 237H104V236H103ZM115 237H116V236H115ZM120 237H121V235H120ZM124 237H125V235H124ZM72 238H73V236H72ZM84 238H85V237H84ZM100 238H102V236H101ZM100 238H99V239H100ZM117 238H119V237H117ZM42 239H43V238H42ZM58 239H59V238H58ZM73 239H74V238H73ZM114 239H115V238H114ZM40 240H41V239H40ZM74 240H75V239H74ZM79 240H80V239H79ZM92 240H93V237H92ZM92 240H91V241H92ZM94 240H97V239L94 238ZM94 240H93V242H94ZM105 240H106V239H105ZM105 240H104V238L101 239V243H100V244L98 243L99 245L96 244L97 246L95 245L96 247H94V248L92 249V251H91V255H89V256H90L89 264H91V263H92V264H105V263H107V264H119V263L122 262V261L119 259L120 257L118 258V260H120L121 262H119V263L117 262L116 257L114 256V254L112 253V251H111L110 253H108V252L106 251V249H107L106 246H108V245H105V243H104ZM121 240H122V239H121ZM81 241H83V240H81ZM91 241H90V244H91ZM102 241H103V243H102ZM114 241H115V240H114ZM106 242H107V240H106ZM65 243H66V241H65ZM79 243H80V242H79ZM79 243H78V245H79ZM94 243H96V241H95ZM94 243H93V244H94ZM115 243H117V242H115ZM124 243H125V242H124ZM124 243H122V244H124ZM62 244H63V243H62ZM76 244H77V243H76ZM76 244H74L75 247H76ZM86 244H87V243H86ZM122 244H121V245H122ZM55 245H57V242H56ZM58 245H59V243H58ZM58 245H57V246H58ZM84 245H85V244H84ZM121 245H120V246H121ZM118 246H119V245H117V247H118ZM77 247H78V246H77ZM85 247H88V246H85ZM126 247H127V246H126ZM66 248H69V247H66ZM66 248H64V249H66ZM115 248H116V247H115ZM120 248H121V247H120ZM120 248H116V251H117V249L121 250ZM6 249H7V248H6ZM60 249H61V248H60ZM64 249H63V247H62V250H64ZM88 249H89V248H88ZM124 249H126V248H124ZM89 250H91V249H89ZM107 250H108V249H107ZM112 250H114V248H113ZM128 250H129V249H128ZM128 250H127V252H129ZM60 251H61V250H60ZM66 251H67V249L64 250V252H66ZM122 251H123V254H124L125 250H122ZM127 252H126V253H127ZM12 253H13V252H12ZM12 253H11V254H12ZM62 253H63V252H62ZM66 253H67V252H66ZM89 253H90V252H89ZM89 253H88V254H89ZM126 253H125V254H126ZM130 253H131V251H130ZM130 253H129V254H130ZM132 253H133V252H132ZM4 254H5V253H4ZM7 254H8V252H7ZM11 254H10V255H11ZM88 254H85V255H87V257L89 258ZM106 254H107V256H106ZM121 254H122V253H121ZM119 255H120V254H119ZM130 255H131V254H130ZM15 256H16V254H15ZM104 256H106V261L104 260ZM121 256H122V255H121ZM132 256H133V254H132ZM132 256H131V257H132ZM3 257H4V256H3ZM61 257H62V256H61ZM123 257H125V256L123 255L122 258H123ZM126 257H127V256H126ZM126 257H125L124 259L127 260L128 258H126ZM134 257H135V256H134ZM80 258H81V257H80ZM132 258H133V257H132ZM17 259H18V258H17ZM60 259H61V258H60ZM85 259H87V258H85ZM129 259H130V258H129ZM58 260H59V259H58ZM134 260H136V259L134 258ZM104 261H105V262H104ZM127 261H128V260H127ZM136 261H137V260H136ZM59 262H60V260H59ZM131 262L133 263V259L130 261V264H131ZM134 262H135V261H134ZM57 263H58V262H57ZM57 263H56V264H57ZM60 263H61V262H60ZM82 263H83V262H82ZM85 263H86V262H85ZM87 263H88V260H87ZM83 264H84V263H83ZM133 264H135V263H133Z\"/></svg>", "mask_w": 264, "mask_h": 264}]
</instances>
